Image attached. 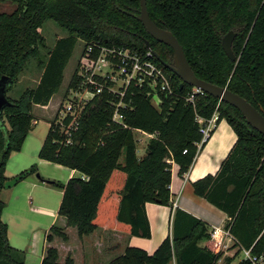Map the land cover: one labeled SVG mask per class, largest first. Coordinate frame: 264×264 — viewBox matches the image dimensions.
<instances>
[{
	"label": "trees",
	"instance_id": "trees-1",
	"mask_svg": "<svg viewBox=\"0 0 264 264\" xmlns=\"http://www.w3.org/2000/svg\"><path fill=\"white\" fill-rule=\"evenodd\" d=\"M0 1L16 4L10 13L0 12V77L8 75L13 80L7 92L19 82L31 60L35 59L42 70L36 86L25 88L18 98L6 94L12 104L1 116V192L8 180L5 169L11 153L22 149L36 124L34 105H47L59 91L79 40L84 42L82 58L68 90L79 88L82 78L78 67L93 64L102 46L128 47L144 53L148 40L166 62L172 61L173 49L154 39L138 20L140 0ZM147 7L155 23L177 37L199 78L238 93L264 115V0H147ZM46 20H53L67 32L50 49L40 31ZM229 30L237 33L232 45L235 60L222 46V38ZM154 61L174 81L172 94L161 93L159 107L152 103L145 84L132 81L126 90L121 89V95L120 91H110L107 83L102 93L83 105L72 144H66V136L60 130L59 111L50 121L38 157L81 173L64 183L39 177L61 188L59 214L66 217L68 225L77 228L79 236L106 227L150 237L146 203L173 206L171 162L179 165L181 176L189 171L202 138L197 117L207 119L217 111L219 121L227 120L237 140L216 174L192 182L194 192L227 214L225 225L230 227L235 245L262 252L264 134L252 127L236 107L210 94L198 93L193 102L189 101L193 86L183 83L155 56ZM119 102L124 104L119 107L121 122L113 119ZM69 121V117L64 119L65 123ZM135 130L154 135L142 157L137 154ZM37 172L34 163L15 177L20 181ZM4 208L0 195V264H27L26 251L9 242L8 225L2 219ZM51 230L48 240H53V235L67 238L59 227L52 226ZM209 238L207 222L178 207L173 212L172 236L168 235L152 254L128 246L109 264H168L173 258L177 264H218L221 257L220 264H231L240 253H216L201 244ZM41 264L75 263L70 256L59 262L57 248L50 246ZM238 264L249 263L240 260Z\"/></svg>",
	"mask_w": 264,
	"mask_h": 264
},
{
	"label": "crops",
	"instance_id": "crops-1",
	"mask_svg": "<svg viewBox=\"0 0 264 264\" xmlns=\"http://www.w3.org/2000/svg\"><path fill=\"white\" fill-rule=\"evenodd\" d=\"M21 78L22 76H20V79ZM50 102L51 100L47 105H34L33 112L36 114V110L39 107L42 108V110L49 111L51 109ZM61 102L62 101H60V99L56 101L55 107L52 109V112L48 117L49 127L50 121H52L56 116ZM135 131L143 134L141 137L145 146L146 140L148 141L150 138L154 137L153 134H149L141 130ZM236 140L237 134L234 129L226 119H222L217 123V126L205 144H201L193 164L184 176L179 174V165L175 162H171L172 169L170 188L173 194V206L170 207L154 202L146 203L145 208L151 228L150 237L135 236L128 232L106 227H98L89 235L79 236L78 231L77 235H75L74 230L71 229L75 226L68 225L66 217L59 214V209L58 213H47L43 211L42 208L39 210L33 206L32 192L37 186L44 184L55 185L47 181H42L40 178L38 181L35 179H29V177L33 175L31 174L15 184L17 185L21 182H25L21 188L16 189L17 187H13L14 189L11 188L9 193V196L11 197V207L8 211L11 217V223L6 222L8 225L9 242L17 248L28 251L29 254H36L38 258L36 259L35 264H41L42 258L46 254L47 248L50 246L57 248L58 261L61 263L65 262L67 257L70 256L74 260L75 264H109L112 259L122 255L128 246H137L145 249L149 254H152L168 235L172 236L173 212L178 207L187 211L191 215L206 221L209 230L215 226H223L228 220L227 214L204 197L197 195L194 192L192 182L206 176L207 174H216L220 169L222 162L234 146ZM42 144L43 141L39 146L40 148ZM22 150L23 147L20 151L12 152L10 157L16 153L22 152ZM139 152L140 154H144L145 149L141 148ZM140 154L138 153L139 156H143ZM26 157L29 159L23 160L17 168H11L13 169L11 171H7L5 169V175L8 179L15 177L19 174V172L30 167L32 165V161H37L40 165L50 163L49 161L40 159L38 154H30ZM121 161H124V157L121 158ZM29 164L31 165L29 166ZM56 165L61 166L59 164ZM65 168L68 173V179L73 176H81L78 171L67 167ZM5 191L6 189L3 188L0 195H2ZM7 203L8 202H5V207ZM30 211L32 214H36L37 216L40 215L45 218L49 216L51 218L49 221L50 227L44 231L42 238L37 234V232H34V230L30 228L32 221H35L32 218L33 216ZM60 218L62 220V224H58ZM52 226L59 227L60 230L66 234L67 238L64 239L59 235H53V240H48L47 235L53 234L51 230ZM201 244L206 245L207 247L212 246L209 239L203 240ZM95 251L98 252L99 258H94V256H96ZM26 262L27 264H30L28 255L26 256ZM168 264H177L176 259L173 258V260H171Z\"/></svg>",
	"mask_w": 264,
	"mask_h": 264
},
{
	"label": "built area",
	"instance_id": "built-area-1",
	"mask_svg": "<svg viewBox=\"0 0 264 264\" xmlns=\"http://www.w3.org/2000/svg\"><path fill=\"white\" fill-rule=\"evenodd\" d=\"M92 46L88 47L90 53ZM82 54V53H81ZM88 55V54H87ZM85 56L87 59L89 56ZM81 55L79 60L81 59ZM79 62V61H78ZM78 70V75L82 78L81 84L77 89L72 90L76 95L81 92L83 87L86 92L92 94V97L102 93L107 86L110 91L126 90L129 84L134 81L138 85L145 84L148 87L147 94L151 97L152 103L159 107L162 103L161 93H173V78L168 71L154 61L153 51L148 48L144 53L137 49L128 47H107L102 46L98 57L93 64H81ZM120 81L119 87L117 83ZM205 93L197 87H193L192 93L188 97L189 101L194 100V95ZM66 96V95H65ZM79 101V102H78ZM78 105H64L61 102V108L58 110L62 114L59 117L60 130L66 136V144H72L73 132L78 128L81 111L83 108L82 100H78ZM124 105L119 102L115 105L113 119L121 122L123 116L119 111V107ZM69 117V123H65L64 119ZM200 124V133L202 135L199 147L213 133L219 121V113L215 111L210 118L197 117ZM186 152V151H185ZM212 246L209 247L212 251L219 253L223 252L224 256H234L240 250L241 260L248 261L249 264H264V250L260 253L252 251L253 247L245 248L240 245H235L236 239L230 231V227L225 224L223 226H215L210 230V238ZM236 250L235 253H233ZM238 254V255H239Z\"/></svg>",
	"mask_w": 264,
	"mask_h": 264
},
{
	"label": "rangeland",
	"instance_id": "rangeland-1",
	"mask_svg": "<svg viewBox=\"0 0 264 264\" xmlns=\"http://www.w3.org/2000/svg\"><path fill=\"white\" fill-rule=\"evenodd\" d=\"M16 7V4L10 2V1H0V12H12ZM40 31L42 33V35L45 37L46 43H47V49H50L54 46L56 40L60 37L66 36L67 32L60 28L53 20H46L42 26V28H40ZM230 31V30H229ZM228 33V32H227ZM226 33V34H227ZM83 45L84 42L79 40V42L77 43V46L74 49L73 55L70 58L65 71H64V81L63 84L61 86V88L59 89V91L53 96V98L51 99L50 105H51V111L49 110H42V108H37L36 110V118H37V124L34 125L33 130L30 131L29 135L27 136L24 145H23V150L20 153H16L13 156H11L7 162V167L6 170L7 171H11L13 169L11 168H17V166H19V164L23 161V160H28L29 158H27V155L30 154H38V150L40 149V145L41 142L44 141V138L47 136L48 131H49V116L52 112V109L55 107V103L58 99H60V101H64V105H69V104H76L78 105V100H82L83 105L86 104L88 101L92 100V94L89 92H86L83 87L81 92H78L77 95L72 91V90H68V83L69 80L72 77V74L74 72V69L76 68V66L78 65V61L83 49ZM45 49L44 52L47 50ZM41 72L42 70L40 68L37 67V62L35 59L31 60L24 72L21 74L22 78L20 79L19 82L15 83L12 88L7 92V95L12 97V98H18L20 93L27 87H34L36 86V84L39 81V78L41 76ZM120 85V81L117 83V87H119ZM66 95V96H65ZM78 101V102H76ZM155 104V103H154ZM156 105V104H155ZM62 113L59 112V116L60 117ZM135 135H136V139H137V154H140V149H145L146 151V146L148 141L146 140V146L145 144L142 142V137L141 135H143L140 132L135 131ZM145 154V153H144ZM144 154H140V155H144ZM139 156V155H138ZM142 157V156H139ZM36 163L38 166V172L31 175L29 177V179H35V180H39V177H44L46 180L49 181H60V182H67L68 181V173L67 170L64 166H58L54 163H44L42 165L38 164L37 161H32L31 164ZM29 164V166L31 165ZM25 168V167H24ZM80 173V172H79ZM81 175V173H80ZM79 176V175H78ZM25 182H21L20 184L14 185L12 187L9 188H5L6 191L2 193L1 197L5 202H8L6 207L4 208L3 212H2V219L5 222H10L11 223V217L9 215V211L8 209H10L11 207V197L9 196V193L11 191V188L13 187H17L21 188ZM41 184V183H40ZM14 189V188H13ZM21 195V193H20ZM32 201H33V206L39 210H42L47 212V213H58V209L60 206V202L62 199V191L61 188L58 186H53V185H39L36 187V189L32 192ZM10 201V202H9ZM40 206V207H38ZM29 211V209H28ZM31 215L33 216L32 218L35 220L34 222L32 221V225L30 228H32L34 230V232H37V234L39 236H41L44 233V231L46 229H48L50 227L49 225V221H50V217L47 216L42 217L40 215H36V214H32V212L30 211ZM38 217V218H37ZM42 217V218H41ZM58 224H62V220L60 218ZM72 230H74V234L77 235V230L75 227L71 228ZM103 231V230H101ZM236 250L233 252L235 253ZM96 256H94V258H99V254L97 251H95ZM28 255V260L30 264H35L36 259L38 258L36 256V254H29L28 251H26V256ZM241 260V254L237 255L234 259H233V263L232 264H238V262ZM223 258L221 257V259L218 260V264L223 263Z\"/></svg>",
	"mask_w": 264,
	"mask_h": 264
},
{
	"label": "water",
	"instance_id": "water-1",
	"mask_svg": "<svg viewBox=\"0 0 264 264\" xmlns=\"http://www.w3.org/2000/svg\"><path fill=\"white\" fill-rule=\"evenodd\" d=\"M140 4L141 8L138 20L141 21L147 32L154 39L170 46L173 49L172 61L166 62L160 58L157 52L152 48L150 42L145 40L147 47L153 51L154 56L157 57L165 67L174 72L183 83L197 87L201 91H204L205 93L236 107L244 115L252 127L264 134V115L261 110L256 108L245 97L233 92L229 88L199 78L195 74L187 59L183 46L174 33L171 30L163 28L155 23L149 14L147 0H140ZM236 35L237 33L234 30H230L222 38L223 49L232 60L236 59V55L232 48ZM12 81V78L8 75H3L0 77V125L2 123L1 116L4 109L12 104L6 95L8 88L12 84ZM18 181V177L8 179L4 183V188L14 186Z\"/></svg>",
	"mask_w": 264,
	"mask_h": 264
}]
</instances>
